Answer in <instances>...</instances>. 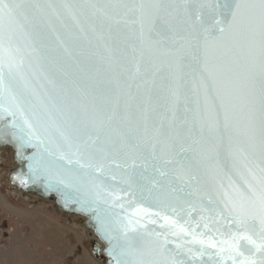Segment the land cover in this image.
Instances as JSON below:
<instances>
[{
  "label": "snow or ice",
  "instance_id": "obj_1",
  "mask_svg": "<svg viewBox=\"0 0 264 264\" xmlns=\"http://www.w3.org/2000/svg\"><path fill=\"white\" fill-rule=\"evenodd\" d=\"M0 141L115 264H264V0H0ZM180 195L204 231L157 210Z\"/></svg>",
  "mask_w": 264,
  "mask_h": 264
},
{
  "label": "rangeland",
  "instance_id": "obj_2",
  "mask_svg": "<svg viewBox=\"0 0 264 264\" xmlns=\"http://www.w3.org/2000/svg\"><path fill=\"white\" fill-rule=\"evenodd\" d=\"M9 155L0 150V171ZM80 221L0 180V264H101L85 245Z\"/></svg>",
  "mask_w": 264,
  "mask_h": 264
},
{
  "label": "water",
  "instance_id": "obj_3",
  "mask_svg": "<svg viewBox=\"0 0 264 264\" xmlns=\"http://www.w3.org/2000/svg\"><path fill=\"white\" fill-rule=\"evenodd\" d=\"M57 29V34H48L46 43L52 46H56V44L58 43L57 35H59L60 39H65L63 30L59 29L58 25ZM89 51H95V48H90ZM96 66H98L100 69L98 75L92 70V68L89 69L96 82V94H103L111 97L115 90V84L110 83L109 81L115 79V77L119 73V69L110 68L107 63H101L99 65H94L93 67ZM121 79L123 78L121 77ZM159 83L160 81L157 79L156 84ZM0 149H6L10 151V161L7 165L2 166L0 171V180L3 182V184L13 192L25 195L30 198L52 202L57 211L62 215L81 217V221L78 223V227L83 230L86 236V247L92 253L94 258L101 264H115L112 257L108 254L109 243L97 230L96 222L92 219L91 214L79 210L78 206L75 204L66 205L65 201L62 199L61 195L58 192L47 189L43 183H33L32 180H29L27 184H21L17 177L27 176L28 168L27 161L18 154L20 152L18 144L14 141H0ZM33 151H35V149H25L23 150V155L25 157L29 156ZM113 170L115 171V169ZM165 204L167 205V207H161L157 210H160L167 215H174L171 212V208L175 207L177 209V212L179 213L178 219L181 223L186 220L191 221L192 224L199 222L201 226L197 229V232L204 231V221L201 220V215L207 214L201 213L198 200L183 195H180L178 199L175 196H169V198L165 201ZM193 208H195V210H193ZM159 223H163V221H158V224L156 225H149V229L160 231L161 229L159 228ZM210 227L215 229L217 225L215 223H211ZM221 230L227 231V228L225 227ZM208 234L210 235L211 233ZM170 239H176L178 243H185L186 246L192 247L194 251L199 250L198 245L187 244V241H190L192 239L191 236L181 235L179 237H170ZM202 264H214V261H209L208 257H204ZM227 264H231V261H227Z\"/></svg>",
  "mask_w": 264,
  "mask_h": 264
},
{
  "label": "bare ground",
  "instance_id": "obj_4",
  "mask_svg": "<svg viewBox=\"0 0 264 264\" xmlns=\"http://www.w3.org/2000/svg\"><path fill=\"white\" fill-rule=\"evenodd\" d=\"M0 150H3V151H6V153H7V155H9L10 154V151L9 150H6V149H0ZM51 204L54 206V204L51 202ZM50 207V206H49ZM54 208H55V206H54ZM72 216V215H71ZM72 217H76V218H79L78 216H72ZM54 218H56V217H54ZM58 218V217H57ZM51 219V218H50ZM82 232H83V230H81ZM84 233V232H83Z\"/></svg>",
  "mask_w": 264,
  "mask_h": 264
}]
</instances>
